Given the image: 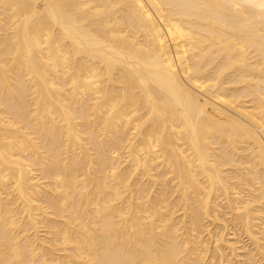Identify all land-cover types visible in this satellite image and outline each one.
I'll return each instance as SVG.
<instances>
[{"label":"bare ground","instance_id":"obj_1","mask_svg":"<svg viewBox=\"0 0 264 264\" xmlns=\"http://www.w3.org/2000/svg\"><path fill=\"white\" fill-rule=\"evenodd\" d=\"M0 264H264V0H0Z\"/></svg>","mask_w":264,"mask_h":264}]
</instances>
